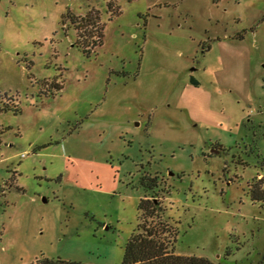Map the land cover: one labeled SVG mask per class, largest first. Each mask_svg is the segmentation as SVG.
Instances as JSON below:
<instances>
[{
	"label": "rangeland",
	"instance_id": "rangeland-1",
	"mask_svg": "<svg viewBox=\"0 0 264 264\" xmlns=\"http://www.w3.org/2000/svg\"><path fill=\"white\" fill-rule=\"evenodd\" d=\"M146 175L178 254L264 264V0H0V264H121Z\"/></svg>",
	"mask_w": 264,
	"mask_h": 264
},
{
	"label": "trees",
	"instance_id": "trees-1",
	"mask_svg": "<svg viewBox=\"0 0 264 264\" xmlns=\"http://www.w3.org/2000/svg\"><path fill=\"white\" fill-rule=\"evenodd\" d=\"M96 18L95 15L92 17H79L85 22H90V25L94 28L91 34L79 36H98V40H102ZM141 183L149 193L142 197L139 202L138 225L125 246L121 264H220L205 256L182 255L176 252L175 245L178 240L179 229L177 222L168 215V205L165 203L164 198L158 194V178L146 175L142 177ZM253 191L257 193L253 196L254 200H264L262 180L258 181ZM26 264L93 263L43 257Z\"/></svg>",
	"mask_w": 264,
	"mask_h": 264
}]
</instances>
